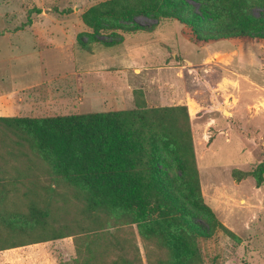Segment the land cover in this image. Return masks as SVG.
I'll use <instances>...</instances> for the list:
<instances>
[{
    "label": "rangeland",
    "instance_id": "1",
    "mask_svg": "<svg viewBox=\"0 0 264 264\" xmlns=\"http://www.w3.org/2000/svg\"><path fill=\"white\" fill-rule=\"evenodd\" d=\"M105 1L0 0V36L26 30L43 10L82 24V14ZM171 1L165 10L181 20L157 24V17L143 16L111 21L103 24L110 31L88 28L79 36L95 53L79 48V58L99 62L112 57L117 62L128 56L134 68L108 79L103 107L94 104L91 113L134 109L137 90L148 107L173 106L177 100L170 86L181 82L182 93L203 106L191 127L204 206L191 204L182 183L171 192L199 232L201 261L195 264H264V182L258 187L255 176L264 175V0ZM137 26L146 31H118ZM99 37L108 43L124 41L106 47L95 43ZM6 45L0 41L3 53L8 52ZM158 65L162 68L139 69ZM111 89L121 93L120 103ZM212 119L214 123L205 126ZM19 169L29 177L38 172L43 184L52 188L43 221L55 229L83 221L73 190L59 183L52 169L34 168L25 160ZM234 172L246 176L238 179ZM65 193L67 198L59 195ZM16 211H27L18 196L0 205V264H41L45 258L50 264H117L120 258L128 260L120 264H176L166 244L146 237L117 212L102 216L104 225L98 229L74 227L66 238L27 245L42 235L34 222L12 213Z\"/></svg>",
    "mask_w": 264,
    "mask_h": 264
},
{
    "label": "trees",
    "instance_id": "2",
    "mask_svg": "<svg viewBox=\"0 0 264 264\" xmlns=\"http://www.w3.org/2000/svg\"><path fill=\"white\" fill-rule=\"evenodd\" d=\"M170 5L171 0H108L89 8L81 20L95 33L110 31L103 28L105 23L143 16L157 17V24L162 19L181 20L165 10ZM118 31L129 34L146 31V27ZM120 39L108 43L99 37L95 43L109 47L121 43ZM78 42L91 52L82 37ZM134 94L135 108L130 110L45 118L0 117V205L16 196L24 201L27 211L12 213L34 222L42 235L27 245L66 238L71 235L65 233L74 227L98 229L104 225L102 216L117 212L122 219L137 224L146 237L166 244L176 264L201 261L199 232L171 194L182 183L191 204L198 209L204 206L188 107H148L140 91ZM22 160L34 168L52 169L57 181L73 190L81 204L80 224L55 229L43 221V207L52 188L43 184L38 172L34 177L23 174L19 169ZM233 174L238 179L246 176ZM255 176L261 187L264 175ZM59 195L67 198L66 193ZM120 261L117 264L128 263L125 258Z\"/></svg>",
    "mask_w": 264,
    "mask_h": 264
},
{
    "label": "crops",
    "instance_id": "3",
    "mask_svg": "<svg viewBox=\"0 0 264 264\" xmlns=\"http://www.w3.org/2000/svg\"><path fill=\"white\" fill-rule=\"evenodd\" d=\"M42 13L26 30L0 36V41L7 43L6 51L9 52L3 53L0 49V117L45 118L71 112L91 114L94 104L103 107L108 79L114 78V74L119 78V73L134 70L128 62L129 57L124 56L126 59L117 62L112 57H102L99 62L79 58L78 49L82 48L78 38L88 32V28L81 22L74 24L68 15L48 13L47 10ZM89 53L95 56L94 52ZM159 68L162 67L139 69L149 72ZM180 84L170 86L174 89L171 97L177 100L173 106H187L194 122L203 106L190 94L182 93ZM111 90L120 103L121 93ZM218 106L213 100L211 107L216 109ZM213 123L212 119L205 126ZM41 264L50 263L45 258Z\"/></svg>",
    "mask_w": 264,
    "mask_h": 264
}]
</instances>
